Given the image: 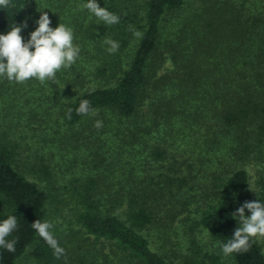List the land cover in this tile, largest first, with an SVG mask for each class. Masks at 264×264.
I'll use <instances>...</instances> for the list:
<instances>
[{
  "label": "trees",
  "instance_id": "obj_1",
  "mask_svg": "<svg viewBox=\"0 0 264 264\" xmlns=\"http://www.w3.org/2000/svg\"><path fill=\"white\" fill-rule=\"evenodd\" d=\"M29 1L35 0H11L0 9V33L25 21ZM97 3L120 22L105 26L86 10L97 32L88 37L93 58L58 71L55 82L0 79V95L7 90L20 100V115L38 93L46 105L32 106L30 115L45 125L55 117L49 135L59 143L89 142L99 172L85 182L74 179L78 202L72 209L91 241L110 245L114 258L105 254L104 264H172L165 257L168 244L186 263L222 264L218 251L239 226L230 214L251 198L264 202V0ZM36 4L56 27L65 23L63 9L72 8L70 0ZM83 16L70 24L87 22ZM106 38L118 42L116 53L107 51ZM84 99L98 115L77 114ZM96 120L103 121L99 130ZM39 158L34 173L44 176L42 186L19 170L12 144L0 133V221L9 215L18 220V230L7 237L18 239L16 249L0 248V264H69L72 253L59 236L54 234L65 254L57 259L31 225L51 222L64 202L51 186L49 164ZM154 163H163L162 169ZM250 167L257 173L255 194L249 191ZM190 206L196 218H188V231L199 228L218 245L201 261L189 253L186 231L182 241L164 232L169 217ZM87 258L99 264L94 254ZM224 264H264V251L256 240Z\"/></svg>",
  "mask_w": 264,
  "mask_h": 264
},
{
  "label": "rangeland",
  "instance_id": "obj_2",
  "mask_svg": "<svg viewBox=\"0 0 264 264\" xmlns=\"http://www.w3.org/2000/svg\"><path fill=\"white\" fill-rule=\"evenodd\" d=\"M85 1L87 3V0ZM85 1L78 0L77 4H75L73 0H70V7L72 8L65 12L68 17L66 18L64 9L62 11L63 15L61 14L65 20V23L63 24L71 28L74 33V44L79 45L81 49L79 55L80 62L85 61L87 58H93L92 54L94 52L92 49H94V45L91 44V40L88 39V37H92L97 33L95 26L89 24L91 17H85L87 14L86 10H82L80 7ZM36 3L37 0L33 3L31 1L27 3L28 13L25 20H27L28 26L21 31V36L25 42L30 38L29 34L38 27L36 21L41 15L40 11H44L43 7L38 6ZM77 15H79V17L84 15L83 17L87 22L82 24H70V21L77 18ZM51 27H53V29L56 28L54 22L51 23ZM8 32L9 31L1 32L0 34L6 35ZM87 63L92 62L87 61ZM7 93L8 91L5 90L3 95H0V133H2L5 139L12 144L19 170L23 171L30 180L37 182L41 186L44 184L43 180L39 178V176L43 175L40 172H37V174L34 173L35 168L37 167L36 163H38L36 158L39 160V157H43V161L46 164H49L51 173L50 178L51 181L54 182L51 186H55L56 190H54V193L58 195V200L64 201L58 203V205H60V211H55L57 214L52 216L53 218L50 223L54 225L52 232L59 236L64 245H66L72 253L70 254L69 264H81L79 263L80 261H84V264H90V258L87 257L92 254L97 257L99 264H104L105 254L110 255V259L113 257V255L111 256L110 245L103 243L101 240H96L94 242L91 241L93 237L80 227V223L76 219V212L72 209L74 204L78 202L77 196H73L72 192V186L75 185L73 184L74 179L79 178L81 182H85L88 179V176H97V173L99 172L97 156L91 155L90 151H87V143L89 142H85V145L80 142H72L71 144L59 143V140L55 135H49L48 133L54 131L53 128L49 127L55 122L54 116H52V123L50 125L42 124L39 118L34 119L31 117L30 114H32V112L30 109L32 106L46 105L44 104L46 99L38 96V93H33V98L27 101V106L22 109L20 115L15 114V105H20V103H18L20 100L14 99L15 97ZM138 148L140 147L137 146V149ZM152 165L155 170H161V165H163V163H154ZM249 174V191L250 193L255 194L257 179L256 169L250 167ZM250 187L254 191L250 190ZM242 204L243 202H240V205L236 210ZM190 209V211H192L194 207L190 206ZM190 211H185L178 216L169 217L167 228L164 232H167L171 239H179V241H182L184 231H186L185 234L189 237L187 241V244L190 246L189 253L194 259L196 256L198 261H201V256L204 253L210 255L217 252L216 247H218V245L209 234L201 231L199 228H193L192 231H188V223L190 225L191 222L188 218H196L194 211L191 213ZM245 215H251V213L245 209ZM154 229L155 227H152V230L149 233L153 240L156 239ZM257 241L264 251V240ZM171 248V244H168L166 247L168 252L165 253V257L168 262H172V264H189L186 263L178 249L176 250V253L169 252ZM218 253L219 256H221L222 264L228 261V257L223 256L222 252L218 251ZM204 262L208 264L211 263L208 260H205ZM191 264L196 263L194 261Z\"/></svg>",
  "mask_w": 264,
  "mask_h": 264
},
{
  "label": "clouds",
  "instance_id": "obj_3",
  "mask_svg": "<svg viewBox=\"0 0 264 264\" xmlns=\"http://www.w3.org/2000/svg\"><path fill=\"white\" fill-rule=\"evenodd\" d=\"M12 6L11 0H0V9ZM82 10H87L105 26H112L120 22L119 15L101 7L97 0H87L82 4ZM41 15L36 21L38 27L29 35L25 42L21 36L22 29L26 28L27 20L20 25L12 24L10 31L0 34V79L9 82L23 83L31 78H37L40 83L46 81L55 82L56 74L60 70H67L79 59L81 49L74 44V33L71 28L59 23L56 28L50 27L51 20L47 12L40 11ZM139 37V32H134ZM109 45L107 51L114 54L119 50V44L112 39H105ZM32 49V50H30ZM78 115L96 116L98 110L91 106L90 101L84 99L76 109ZM71 118V110H69ZM96 129L103 127V121L96 120ZM250 190H253L250 187ZM254 191V190H253ZM247 209L251 215H245ZM238 221V227L234 235L226 243L221 245L223 256L228 257L234 253H246L256 240H264V202L245 201L235 212L230 214ZM32 228L37 235L53 249L54 256L59 259L65 254L60 247L52 229L54 225L48 221L41 222L39 219L33 222ZM18 230V220L14 215H9L0 221V248L14 252L18 239H7Z\"/></svg>",
  "mask_w": 264,
  "mask_h": 264
}]
</instances>
